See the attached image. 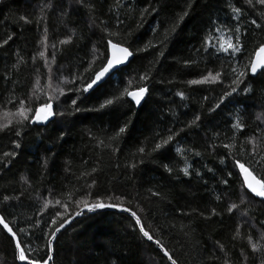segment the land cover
I'll list each match as a JSON object with an SVG mask.
<instances>
[{"label":"trees","instance_id":"16d2710c","mask_svg":"<svg viewBox=\"0 0 264 264\" xmlns=\"http://www.w3.org/2000/svg\"><path fill=\"white\" fill-rule=\"evenodd\" d=\"M48 3L52 6L41 13ZM232 7L241 9L238 19ZM253 19L264 26V6L255 0H84L83 6L76 0H0V43L13 37L0 47V123L7 122L3 113L15 112L21 100L35 109L51 96L56 113L43 125L25 121L0 131V214L14 229H25L19 239L30 255L44 256V234L57 210L70 219L85 202H100L136 211L179 264H261L264 251L253 253L247 236L255 240L264 231V202L247 192L234 163L240 159L248 166L251 137L264 155V70L253 75L249 67L264 43V27L256 28ZM237 26L242 50L222 51V43L236 42ZM105 29L117 33L110 38L128 47L132 59L94 90L76 92L94 77L86 68L98 71L106 63ZM234 67L247 73L240 89L250 91L238 90L220 103L230 90ZM209 72L221 74L217 82L188 83ZM76 74H83V80L68 83ZM143 75L147 79L141 80ZM140 87L147 91L139 107L125 98L100 109L125 88ZM77 106L81 111H74ZM238 118L242 130L233 128ZM125 124L126 132L112 139ZM169 135L173 139L155 150ZM5 152L16 155L5 157ZM185 167L187 176L181 171ZM252 167L257 178L264 175V165ZM4 196L12 199L4 201ZM231 203L238 208L229 213ZM238 224L240 235L233 239ZM241 249L249 255L247 262ZM0 264H19L14 242L4 231ZM52 264L169 261L128 215L103 211L83 214L58 234Z\"/></svg>","mask_w":264,"mask_h":264},{"label":"snow or ice","instance_id":"6c2138e0","mask_svg":"<svg viewBox=\"0 0 264 264\" xmlns=\"http://www.w3.org/2000/svg\"><path fill=\"white\" fill-rule=\"evenodd\" d=\"M76 3L83 6L84 0H76ZM246 3L251 4L252 0H246ZM255 3L261 6H264V0H255ZM51 3L45 4L43 7H41L40 11L41 13L44 12L45 8L51 7ZM232 12L234 13L233 19H238L241 16V9L238 7H232ZM187 12H184L179 16L180 20H183L185 16H187ZM19 19L21 21H24L25 23H31V21L26 16H20ZM103 23V22H101ZM252 25H255L256 28H262L261 24H258L255 19L251 20L250 22ZM176 30V25L173 26L171 31ZM107 32V29L104 30ZM46 33L47 29L45 28V39H46ZM235 43L229 42L227 46H225L223 43L220 45V49L222 51L228 52L231 50L232 53H238L242 50L243 45L241 43L240 39V29L239 26L235 28ZM107 35L109 39H107V48L111 50V55H105L106 63H103L102 66L99 68L98 71H95L91 69V65L89 68L85 69V72H89L90 70L94 71V77L89 76L88 82L83 83L82 87H77L75 89L76 92L81 93H87L90 89H92L94 86L98 85V83L108 74H110L114 69L117 68L118 65H121L124 63L129 56H131L133 53L129 50L128 47H123L119 43L113 42V40L110 38L114 35H117V33L107 32ZM13 37L11 35L8 36L6 40H4L2 43H0V47H3V45L7 44ZM71 37H69L67 40L60 41L61 44L68 43ZM47 47V45H45ZM261 53H264V43H261L256 50V56L259 57ZM163 55V53H160ZM38 55L41 58L45 57L44 51H39ZM54 58V56H53ZM47 65V62H45ZM15 67V65H14ZM250 71L253 75L257 74L258 69L264 70V59L256 58L252 59L249 62ZM232 72L234 74V78L232 80V83L230 85V90H225L223 95L220 97V103H223L228 97H231L233 94L237 93L238 90H242L243 92L247 93L250 91L249 88L245 87L244 89H240V84L243 83V77L247 75L245 71H237V68H233ZM221 74L219 72L215 73L213 75L212 72H209L208 75L204 76L203 78L199 80H190L189 84H203V83H214L217 82V80L220 78ZM141 80L147 79V75H143L140 77ZM76 80H83V74H76L75 78L73 80H68V83H75ZM60 94L63 95V90H59ZM147 89L146 87H140L136 90H129L128 88H125L123 92L120 93V96L115 97L114 99H108L104 103L100 105V109H103L109 105H112L116 100H125V98H130L131 101L135 102V105L140 106L141 101L144 99L145 93ZM35 95V93H34ZM179 96H183L182 93H177ZM52 97L49 96L48 100L44 102V104L40 107H37L35 109H29L25 105V101L21 100L19 102V107L16 109L15 112H4L3 116L6 119V123H0V131H4L5 129H8L10 126L15 125H22L25 121H28L29 123H48L50 121V117L56 115V113L52 110V103H51ZM71 104L73 106L77 105V99H73L71 101ZM220 104H217L216 107H219ZM30 111H34L35 115L30 117L28 113ZM74 111H81V109L77 106L74 108ZM60 115H63V113H60ZM257 119H260L259 116H257ZM195 120H199V116L195 118ZM195 121H193L194 123ZM128 125L125 124L124 126H121L118 131L115 133L114 137L112 139H115L119 137L121 134L126 132ZM244 125L240 122L239 118L237 121L233 124V128L242 130ZM15 134L19 136L21 133L19 129L17 128ZM173 137L169 135L166 139L162 140L161 143H157L155 145V150H159L162 145H166L171 141ZM247 143L252 144V151L248 153L249 155V163L248 166H246L245 162H241L240 159H235L234 163L237 168H239L240 172L243 174V186L250 191L252 194H254L256 197L264 198V175L257 178L256 175H254L255 168L252 167L253 164H255L257 167L264 165V155H261L257 151V145H256V138L251 137L248 138ZM17 148L20 147L18 143L15 144ZM223 147L225 149H231L234 147L232 144H224ZM139 151L143 153L145 150L144 148H140ZM179 152L180 149H177ZM5 157L12 156L14 157L16 153L12 152H5L3 154ZM196 155H199L197 152ZM223 163V160L221 161ZM135 165H133L134 167ZM167 168V166H166ZM251 169V170H250ZM95 171V169H93ZM167 171L169 173L172 172L171 168H167ZM181 171L184 172V175L187 176L188 169L187 167L181 169ZM209 171H212V169H209ZM197 176L200 175L199 172L196 173ZM229 175H232L231 172H229ZM21 179H24L23 177ZM25 183L27 181L25 180ZM222 183L227 184V180H223ZM154 196H159L160 193L153 192ZM247 196V193H244V196L241 197L240 203H244V198ZM12 198L9 196H4L3 200L8 201ZM219 199V197H217ZM264 202V200H262ZM57 204H60L61 202L58 200L56 202ZM78 204L81 203L80 201L77 202ZM46 206V205H45ZM66 209V205H64ZM85 207L89 212H92L97 209H103L105 207H119L117 205L108 204L105 205L104 203H94L91 205H88L85 202ZM238 205L236 203H231L227 211L229 213H232L234 209H237ZM121 210L124 212L130 213V215L134 218L135 224L139 226V231L142 234L143 237H145L148 241H153L161 250L163 253V257L167 258L169 261V264H179L178 260L161 244L159 240L154 239L153 235L149 233L148 230L145 229L144 225L141 222L140 217L137 215L136 211H132L130 208L121 207ZM81 213L77 212L76 215L79 216ZM216 210L212 209V215H216ZM69 219L65 218V214L61 213L60 211H56V213L52 216L50 225H49V231H47L44 235L46 238V244L45 248L46 251L44 253V256H37L33 257L29 254V250L25 247L24 242L19 239V234L24 233V228H19L18 230L14 229L13 226H11L10 222L7 220V218L0 214V231H4L8 234V236L11 238V241L14 242V259L22 262V264H52L55 257V241L58 240V234L61 233V230L65 228V225L69 223ZM264 223V222H262ZM58 225V226H57ZM254 227V225H253ZM240 229L241 225L238 224L236 228V234L233 236V239H236L237 236L240 235ZM218 247L221 251H225V246L220 243L219 241L216 242ZM247 243L249 247L251 248V251L253 253L256 252H262L264 251V231H261L260 236L258 239L253 238L252 235L247 236ZM240 255L243 257L244 261L247 262L249 260V255L246 253L244 249H241ZM227 264V261L225 262ZM261 264H264V259L261 260Z\"/></svg>","mask_w":264,"mask_h":264},{"label":"water","instance_id":"95a60500","mask_svg":"<svg viewBox=\"0 0 264 264\" xmlns=\"http://www.w3.org/2000/svg\"><path fill=\"white\" fill-rule=\"evenodd\" d=\"M111 55V50L110 49H108V56H110ZM256 58H260V59H264V53H261L260 54V56L259 57H256ZM131 59H132V55L131 56H129L128 58H127V60L124 62V63H122L121 65H118L117 66V68L116 69H114L110 74H108V75H106L99 83H98V85H96V86H94L92 89H90L89 91H92V90H94L96 87H98L99 85H101L111 74H113L114 72H116V71H118L119 69H121V68H123V67H125V66H127L128 65V63L131 61ZM130 99V98H129ZM133 102V101H132ZM142 102V101H141ZM134 104H135V102H133ZM136 107H139V106H137L136 105ZM241 179H242V182H243V174L241 173ZM245 188V187H244ZM246 189V188H245ZM247 190V189H246ZM247 192H249L251 195H253L254 197H256L254 194H252L250 191H248L247 190ZM257 198H260V199H262V200H264V198H261V197H257ZM103 211H112V212H116V213H123V214H126V215H128L134 222H135V220H134V218L130 215V213H128V212H124V211H122L121 210V208L120 207H105V208H103V209H97V210H94V211H92V212H89L88 210H87V208L85 207V208H82V209H80L78 212H80L81 214L79 215V216H77L76 214H74L73 215V217L72 218H70L69 219V223L67 224V225H65V228L64 229H62L61 230V232H63L66 228H68V226L70 225V224H72L74 221H76V220H78L83 214H85V213H89V214H91V213H98V212H103ZM137 228H138V230H139V226H137ZM140 232V231H139ZM6 233V232H5ZM7 234V233H6ZM8 235V234H7ZM145 238V237H144ZM145 240L147 241V242H150V243H152V244H155L153 241H148L146 238H145ZM156 245V244H155ZM157 248H159L158 246H157ZM160 249V248H159ZM19 262V264H22V262H20V261H18Z\"/></svg>","mask_w":264,"mask_h":264},{"label":"rangeland","instance_id":"374dc122","mask_svg":"<svg viewBox=\"0 0 264 264\" xmlns=\"http://www.w3.org/2000/svg\"><path fill=\"white\" fill-rule=\"evenodd\" d=\"M55 91H56V90H53L52 93H55ZM50 119H51V117H50ZM35 124H37V125H43V124H45V123H35ZM151 244H152V243H151ZM154 245H155V244H154ZM156 246H157V245H156ZM158 249H159V248H158Z\"/></svg>","mask_w":264,"mask_h":264}]
</instances>
